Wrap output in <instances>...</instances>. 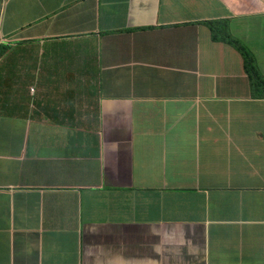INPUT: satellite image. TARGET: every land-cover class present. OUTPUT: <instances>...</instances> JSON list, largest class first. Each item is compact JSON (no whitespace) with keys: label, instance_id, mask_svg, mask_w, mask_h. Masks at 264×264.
<instances>
[{"label":"crops","instance_id":"1","mask_svg":"<svg viewBox=\"0 0 264 264\" xmlns=\"http://www.w3.org/2000/svg\"><path fill=\"white\" fill-rule=\"evenodd\" d=\"M43 1L47 12L61 10L36 27L44 38L43 81L33 98L0 102V186L10 187L0 189V264H264V191L201 186L213 178L218 184V168L233 187L252 183L257 172L250 118L257 107L225 92L219 75L234 58L200 23L229 17L242 39L255 42L257 28L242 18L254 3L125 0L128 34L104 57L122 87L144 82L124 120L122 104L117 114L101 115L80 103L74 70L49 73L54 54L46 36L87 25L96 1ZM117 14L105 7L102 25L116 26ZM175 15L196 25L183 33L141 31ZM112 43L104 42L106 51ZM178 104L190 118L178 116ZM136 116L154 133L138 130ZM201 155L213 165L206 179Z\"/></svg>","mask_w":264,"mask_h":264},{"label":"clouds","instance_id":"2","mask_svg":"<svg viewBox=\"0 0 264 264\" xmlns=\"http://www.w3.org/2000/svg\"><path fill=\"white\" fill-rule=\"evenodd\" d=\"M88 0H74L73 6L83 4ZM96 6L94 9L95 19H90L88 24L84 22L72 27L68 32L55 36H46L50 42L52 50L60 48H72L86 43V47L77 57L76 74L74 83L80 103L92 104L96 113L101 115L117 114L118 108H121V114L125 104V100L135 95V89L139 88L144 82L127 87H122L120 83L112 76L108 69H105V53L111 50V46L119 42L123 35L128 34L126 26L128 18L131 14L129 4L125 0H107L105 3L101 0H95ZM222 8L234 7V9L242 8L246 4L253 2L260 3V8H255L251 5V10L243 13V20H248L257 28L255 42H249L245 38H241L239 29L233 28L228 24L229 17L225 19H216L210 21H201L200 23L211 29L210 38H215L213 42H222L223 48L228 51L234 59L232 64L227 69L225 67L219 77L223 79L225 92L231 91L233 99L237 102L244 103L247 106L257 107V112L250 118H255V124L251 129L252 139L255 140L257 172L253 174L254 180L252 183L242 184L238 186H229L224 183L225 178L219 176V170H215L218 179V184H214L215 178L211 181H203L201 185L207 187L208 190L227 189L226 191H264V0H216ZM105 7H111L113 12L118 14V24L116 26L102 25V11ZM58 11H61L60 8ZM57 11V12H58ZM83 12L84 9L82 8ZM57 12H47L43 0H0V102L1 98H11V100L33 98L36 94V83H41L43 77L39 73L38 67L40 64L41 54L44 47V38L40 36L36 27L46 21V17L57 14ZM234 15V14H232ZM235 16V15H234ZM238 17V16H237ZM216 18V17H215ZM240 18V17H238ZM163 23L152 24L141 29L142 32H156L158 35L163 32L183 33L182 27L187 23L196 25V22H182L175 15L170 20H164ZM222 24H225L222 34ZM220 28L218 34L213 32L214 28ZM37 31V32H36ZM221 36H226L227 41L224 42ZM257 41V42H256ZM104 42H113L106 51L107 44ZM22 52L19 55H13V52ZM52 53V51L50 52ZM245 54L249 57L247 65ZM250 64V67H249ZM5 65H9L7 70ZM115 67V74L118 71ZM98 71V75H94V71ZM5 72L3 75L2 73ZM255 76L256 81L252 84L251 78ZM251 85H255L252 91ZM13 86L16 87L17 93L14 94ZM4 87H7V92L12 95L4 94ZM222 102H232L230 98ZM133 103L130 104V106ZM243 146V145H242ZM244 150V146L242 147ZM130 153H133L131 150ZM246 155V153H245ZM202 165L204 166L203 179L209 177V171L213 170L212 162L206 156H202ZM248 163V162H247ZM241 170L242 175H245V167ZM258 168L261 169V178L257 176ZM202 179V180H203ZM254 184H256L254 186ZM7 186H0V189H9ZM225 191V190H224Z\"/></svg>","mask_w":264,"mask_h":264},{"label":"rangeland","instance_id":"3","mask_svg":"<svg viewBox=\"0 0 264 264\" xmlns=\"http://www.w3.org/2000/svg\"><path fill=\"white\" fill-rule=\"evenodd\" d=\"M86 47V43H82L79 46L76 47H72V48H60L58 50H52V53L54 54V56L52 58L49 59V73L51 75L55 74L59 68H67L70 70H76V61H77V57L82 53V51L84 50V48ZM256 81L255 76L253 78H251V82L252 84ZM252 87V91L255 88V85H251ZM58 94L55 93L53 97H51V99H57ZM125 106L123 108L122 114L125 113L127 115L123 116L122 119L124 120H128L129 118L132 117L133 113H128L129 112V108H130V104L132 102H134V99L132 97L126 99L125 101ZM178 102H182V100L178 101ZM178 116H180L183 119H188L191 116H188L189 112L186 109V106L182 105V104H178ZM141 116H136V121H137V126L138 128H140L141 130H147L146 134H151L154 132L149 131V127L145 125V121L141 120ZM73 117H67V121L66 122H72ZM264 143V142H263ZM247 160V159H245ZM257 176L259 178H261V169L258 168V174ZM256 184H254L255 186ZM239 192V191H237Z\"/></svg>","mask_w":264,"mask_h":264},{"label":"trees","instance_id":"4","mask_svg":"<svg viewBox=\"0 0 264 264\" xmlns=\"http://www.w3.org/2000/svg\"><path fill=\"white\" fill-rule=\"evenodd\" d=\"M214 28H215V26H214ZM222 34H225V32H221ZM222 37V40L224 41V42H226L227 41V37L226 36H221ZM212 40H215V38H213L212 37ZM245 59H246V62H247V65H248V62H249V57H248V55L247 54H245ZM249 67H250V64H249ZM138 130H140L141 131V129L140 128H138ZM142 134V133H141ZM148 139H150V138H148ZM151 140V139H150Z\"/></svg>","mask_w":264,"mask_h":264}]
</instances>
